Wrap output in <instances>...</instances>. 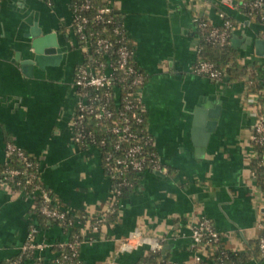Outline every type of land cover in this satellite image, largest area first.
Returning a JSON list of instances; mask_svg holds the SVG:
<instances>
[{
    "label": "crops",
    "instance_id": "obj_1",
    "mask_svg": "<svg viewBox=\"0 0 264 264\" xmlns=\"http://www.w3.org/2000/svg\"><path fill=\"white\" fill-rule=\"evenodd\" d=\"M235 1L108 0L122 15L134 61L147 76V127L164 170H145L122 200L116 221L104 223L80 219L81 212L101 216L113 198L99 149L81 147L72 137L71 116L80 98L74 72L83 55L69 32L70 0L0 1V164L8 140L40 162L43 184L75 210L83 264H134L157 245L172 264H197V256L214 264L212 247L191 237L192 224L203 216L214 222L227 250L246 251L262 235L264 195L250 167L255 97L245 82L212 80L195 69L197 23L209 18L219 24L222 12L238 22L230 43L242 61L264 66L255 45L264 25ZM35 24L42 34L56 33L63 53L26 73L19 60L32 55L27 34ZM203 104L209 105L205 112L221 105L219 117L205 114L194 122ZM34 204L29 193L0 187V264L20 255L33 224L35 241L48 247L19 264H36L40 257L55 264L60 252L53 247L70 239L61 225L40 224ZM241 264H264V258Z\"/></svg>",
    "mask_w": 264,
    "mask_h": 264
},
{
    "label": "built area",
    "instance_id": "obj_2",
    "mask_svg": "<svg viewBox=\"0 0 264 264\" xmlns=\"http://www.w3.org/2000/svg\"><path fill=\"white\" fill-rule=\"evenodd\" d=\"M107 6L101 8L96 15L97 19L104 20L105 15L111 11H115L109 4L108 0ZM236 6V2H233ZM245 7H248L246 12H243L247 17H251L254 10L262 11L264 7V0H251L249 2H243ZM91 7V0H83L81 5L75 10L72 9V22L69 27V32L73 34L76 40V45L80 49L83 55V60L79 63L80 66L76 71L74 78V85L80 96L75 109L71 116V129L72 137L76 144L84 142L88 138L95 146V133L92 131H87L85 129L84 122L89 120L91 117L103 122H107L109 125V131L114 135H117L118 138L113 144L115 151L121 152L122 155L114 158L113 163L108 162L107 167L110 172L109 178H115L117 174L123 173L124 170L132 168L137 172H144L147 169H154L157 171L164 170L163 164L159 157L158 152H153L145 156L146 151L144 147L134 141L139 140V134L132 130V124L142 123L143 117L142 113L145 111V105L143 102L142 91L144 87L143 75L138 73L135 66L131 64V59L134 58V48L128 44H121L116 49H114L117 59L115 62H112L110 57V50L112 49L113 43L108 38H97L96 41V50L99 52L101 49L104 51V56L106 62L101 64V66L95 67L94 64L84 63L85 57L91 52L90 38L86 32V24L89 22L87 16H81L77 14V10L89 9ZM225 13H220L222 22L217 24L211 21L209 18H200L197 23V29L201 31L206 30L208 22L211 23V29L206 34V40L213 44L224 45L230 41L233 33L239 27L235 26L232 19L226 18ZM108 22H112L110 17ZM264 25V20L260 23ZM115 31L118 32V27L115 28ZM261 38L264 39V29L260 33ZM94 63L96 60H92ZM196 71L200 74H203L209 77L212 80L221 81L228 78V73L225 69L217 67L211 61H201L195 67ZM120 70L123 75L118 77L116 72ZM137 86L135 92L131 90ZM129 88V93L126 96H122L121 89ZM255 97L254 101V115L257 118L256 125L253 130L254 141H262L264 135V119L258 116V110L255 105L257 101V95L252 94ZM114 102L113 107H111V102ZM148 131V127L146 128ZM146 142H153L154 139L150 132L148 131L147 135L143 137ZM132 142L129 146L123 148V142ZM106 139H102L100 144L102 146L106 145ZM18 147L13 143H8L6 147L7 157L14 152ZM19 154L24 157V160L27 166H31L32 162L19 151ZM113 157V153L109 152L107 161ZM259 154L253 148V158H258ZM251 159V160H252ZM149 163V164H147ZM13 175L19 174L17 170H12ZM34 174H30L27 179V183L34 182ZM15 191V190H13ZM42 192L40 184H35V190L32 192L25 191L29 193L35 201V193ZM119 193V191H117ZM46 197V194H44ZM112 192V198H113ZM113 199L112 205L113 206ZM43 212L54 218L66 217V212H59L58 210L49 208L48 205L42 208ZM101 220L97 222L100 223ZM261 227L264 231V215L261 219ZM38 232L37 225H31L30 231L28 233L27 240L23 245L20 256L18 260L12 261L10 264H19L21 255L28 253L29 251H41L48 247V244L35 241V235ZM191 237L195 244H205L212 247L213 253L216 249V244L221 242V235L216 229L214 222L203 216L199 219H196L191 226ZM81 243L80 235H77L73 241H67L63 243L67 245L71 254L63 253L62 258H56L55 264H65L64 259L71 260L73 257L79 256V245ZM62 244V245H63ZM259 246L261 251L264 253V234L259 237ZM160 250L161 245H157ZM61 254V252L59 253ZM43 259L40 257L36 260V264H41ZM197 264H200L202 261L201 256L196 258ZM73 264H82L81 260L73 262ZM166 264H172L167 262Z\"/></svg>",
    "mask_w": 264,
    "mask_h": 264
},
{
    "label": "trees",
    "instance_id": "obj_3",
    "mask_svg": "<svg viewBox=\"0 0 264 264\" xmlns=\"http://www.w3.org/2000/svg\"><path fill=\"white\" fill-rule=\"evenodd\" d=\"M249 1L251 0H236L235 2L239 10L246 12L248 7H245L243 2ZM82 2L83 0H70L71 10L78 8ZM105 6H107V2L105 0H91V7L89 9L77 10L78 15L87 16L89 18V22L86 24V32L90 38L91 52L86 55L84 63L87 64L91 62L95 67L101 66V64L106 62L103 49H101L99 52L96 50L97 38H108L113 43V47L110 50L112 62H115L117 59L114 49H116L119 45L128 44L133 46L125 29L123 17L119 12L111 11L105 15L104 20L96 18L99 10ZM110 17L113 20L112 22L107 21ZM225 17L232 19L235 26L238 25V22L231 16L226 14ZM250 19L254 20L256 23H261L262 20H264V7L262 8V11L254 10ZM116 27H118V32L115 31ZM211 27V23L208 22L205 31L197 29L199 45L195 66H197L201 61H211L217 67L227 71L229 81L245 82L247 84L248 91L251 94H256L258 96L255 105L258 110V116L264 119V66L258 65L257 62L244 63L241 59L240 53L231 45L230 41L224 45L208 42L206 40V34L209 32ZM94 59L96 60L95 63L92 61ZM130 62L135 66L137 72L143 75L145 84L147 80L145 72L136 64L134 58H132ZM79 66L80 64L75 67L74 78ZM116 74L118 77L123 75L120 70H118ZM137 88V86H134L131 91L135 92ZM121 92L122 96H126L129 93V88L123 87ZM113 103L114 102L112 101L111 107H113ZM142 117V123L138 124L134 122L132 124V130L139 134V140L134 141L140 143L144 147L146 151L145 156L147 157L148 154L157 152V150L153 142H146L143 139V137L148 133L146 130L148 124V115L146 110L143 111ZM84 125L87 131L90 130L95 133V147L99 149L104 170L106 174L110 176L107 163H113L114 158L122 155V151L118 152L113 148V144L117 140L118 136L109 131L110 124L108 125L107 122L99 121L94 117L86 120ZM102 139H106L107 142L104 146L100 144ZM132 142L124 141L123 148L129 146ZM8 143L14 144L12 140H8L6 144ZM252 144L255 151L259 154V157L253 158L251 160L250 167L255 174L257 184L264 195V135L262 141L253 140ZM79 145L81 147H88L94 144L92 141L86 138L84 142L79 143ZM19 151H21L28 158V160L32 162L31 166H27L24 157L19 154ZM109 152L113 153V157L107 161L106 158L108 157ZM12 170H17L20 173L13 175L11 173ZM142 173L143 172H137L136 170L130 168L128 170H124L123 173L117 174L115 178L110 179L111 191L114 195V203L112 208L98 217H90L88 214L81 212L80 219L83 222L87 220H101L100 223L115 222L122 200L127 198L135 190ZM30 174H34L35 176L33 183H27V179ZM4 184L8 185L12 190L15 191L29 192L35 190V184H40L42 192L39 191L35 193V204L31 209L36 214L37 221H39L42 225H45L47 222L59 224L65 230H69L70 239L68 241H73L77 235H80L78 232V227L74 225L75 210L65 207L57 195L49 187L43 184L41 179L40 162L24 149L18 147V149H16L7 157L3 164H0V187ZM117 191H119V193H117ZM44 194H46V197ZM46 205H48L51 209L58 210L59 212H66V217L64 219L54 218L45 214L42 208ZM62 244L63 243L56 244L53 247L54 250L61 252L57 258H62L63 253L71 254L70 248L67 245ZM19 256L20 255H18L12 261L18 260ZM34 256V251H29L28 253L21 255L19 262H21L26 257ZM252 258H255L259 262H261L264 258V253L261 251L259 246V239L257 241H251L249 243V248L246 251L227 250L221 246V243H218L216 244V249L211 256L214 264H241L249 261ZM78 259H80L79 256L73 257L71 260L64 259V263L73 264V262L77 261ZM12 261L10 260L5 264H10ZM167 262H169V258L164 257L161 250H155L149 251L148 254L140 257V259L134 264H166ZM41 264H45L44 260L41 261ZM200 264L206 263L201 261Z\"/></svg>",
    "mask_w": 264,
    "mask_h": 264
},
{
    "label": "water",
    "instance_id": "obj_4",
    "mask_svg": "<svg viewBox=\"0 0 264 264\" xmlns=\"http://www.w3.org/2000/svg\"><path fill=\"white\" fill-rule=\"evenodd\" d=\"M27 36L31 38L30 49L32 50V55L28 58L19 60L26 73L32 72L35 65L43 67L47 60L60 58L62 56L63 49L57 41L56 33L42 34V29L38 24H35ZM248 38L252 40L251 37ZM255 45L257 53L259 55H264V39H256ZM205 107L209 108V105L203 104L195 109L194 122L200 120L205 114H209V117L214 119L219 117L221 105L217 104L211 107L212 109L209 112H205ZM212 122L216 121L214 120ZM165 249H163V252Z\"/></svg>",
    "mask_w": 264,
    "mask_h": 264
}]
</instances>
